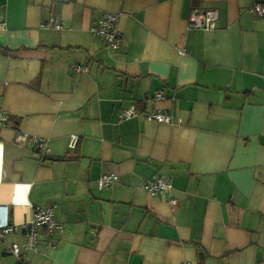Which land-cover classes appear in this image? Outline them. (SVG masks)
I'll use <instances>...</instances> for the list:
<instances>
[{
    "label": "crops",
    "instance_id": "obj_1",
    "mask_svg": "<svg viewBox=\"0 0 264 264\" xmlns=\"http://www.w3.org/2000/svg\"><path fill=\"white\" fill-rule=\"evenodd\" d=\"M264 0H0V219L53 207L62 234L21 228L0 264H264ZM214 8L213 31L188 28ZM119 14L108 50L90 26ZM57 17L61 29H42ZM75 65L86 68L76 72ZM163 91L164 99L152 96ZM131 106L139 116L119 121ZM167 110L173 125L145 114ZM22 132L45 139L41 156ZM79 137L70 152V135ZM118 174L112 188L96 180ZM172 189L150 196L145 182ZM177 206H170V199ZM21 262V263H20Z\"/></svg>",
    "mask_w": 264,
    "mask_h": 264
},
{
    "label": "built area",
    "instance_id": "obj_2",
    "mask_svg": "<svg viewBox=\"0 0 264 264\" xmlns=\"http://www.w3.org/2000/svg\"><path fill=\"white\" fill-rule=\"evenodd\" d=\"M250 12L256 16L264 15V6L261 3H254L249 8ZM218 10L214 8L208 9H193L188 16V28L204 31H213L218 20ZM119 14L104 12L100 18L90 26V32L104 41L108 50L117 51L121 44V33L118 28ZM2 27L0 26V29ZM42 29H61V25L57 17H50L46 22L41 24ZM73 70L76 72L85 71L86 68L75 65ZM262 77L264 79V63L262 66ZM164 99L163 91H157L152 96L154 102H159ZM139 116V112L136 107L131 106L123 109L118 113L119 121H127ZM147 120L155 121L159 125L172 126L173 117L167 110H153L150 113L145 114ZM8 113L0 106V130L8 125ZM79 137L77 135H70L67 148L70 152L76 149ZM30 141L33 143L35 150L41 156H47L49 153L48 144L45 139L36 136H27L22 132H18L15 136V142L24 143ZM120 181L118 174L108 172L102 174L96 180V188L98 191H103L112 188ZM144 188L150 196H158L169 192L172 189L170 181L160 175H154L148 179ZM170 206L175 208L177 201L174 198L170 199ZM18 227L24 235V241L22 244H13L10 248L11 254L17 259L20 258L23 252H35L37 251L39 243V231L43 230L48 236L55 237L63 232V226L54 219L53 207H37L33 211V217L29 222L17 226L10 223L7 219H0V240L4 239V236L14 233ZM181 264H191L188 261H184Z\"/></svg>",
    "mask_w": 264,
    "mask_h": 264
},
{
    "label": "trees",
    "instance_id": "obj_3",
    "mask_svg": "<svg viewBox=\"0 0 264 264\" xmlns=\"http://www.w3.org/2000/svg\"><path fill=\"white\" fill-rule=\"evenodd\" d=\"M21 263V262H20ZM22 264V263H21Z\"/></svg>",
    "mask_w": 264,
    "mask_h": 264
}]
</instances>
